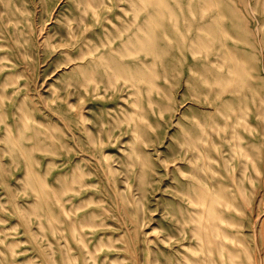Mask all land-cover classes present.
<instances>
[{
  "label": "rangeland",
  "instance_id": "rangeland-1",
  "mask_svg": "<svg viewBox=\"0 0 264 264\" xmlns=\"http://www.w3.org/2000/svg\"><path fill=\"white\" fill-rule=\"evenodd\" d=\"M0 264H264V0H0Z\"/></svg>",
  "mask_w": 264,
  "mask_h": 264
},
{
  "label": "bare ground",
  "instance_id": "bare-ground-1",
  "mask_svg": "<svg viewBox=\"0 0 264 264\" xmlns=\"http://www.w3.org/2000/svg\"><path fill=\"white\" fill-rule=\"evenodd\" d=\"M201 196H202V195H201ZM201 196H199V199H198V200L202 202V201H203V198H202ZM201 198H202V199H201ZM202 203H203V202H202ZM208 206H209V205H208ZM212 228H213V230H216V227H215V226H213Z\"/></svg>",
  "mask_w": 264,
  "mask_h": 264
}]
</instances>
